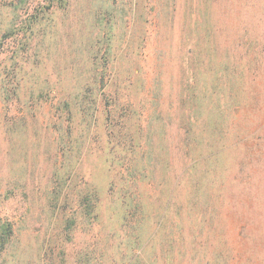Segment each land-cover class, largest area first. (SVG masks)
<instances>
[{"label": "rangeland", "instance_id": "obj_1", "mask_svg": "<svg viewBox=\"0 0 264 264\" xmlns=\"http://www.w3.org/2000/svg\"><path fill=\"white\" fill-rule=\"evenodd\" d=\"M172 2L0 0V264H46V259L49 264H63L61 248H56V244L66 245L69 253L78 248L89 253L90 225L87 207L81 205L80 196L91 192L92 183L100 192L111 196L106 208L107 240L117 249L123 247V234L118 230L120 216L115 211L117 201L109 175L113 167L117 170L127 165L130 157L119 152L127 147L140 152L134 158L138 169L132 172L143 179L140 183L143 188V183L152 180L154 168L155 174L166 177V182L169 178L170 183L178 181L187 168L202 165L197 173L204 176L212 167H223L208 177L223 178V183L215 181L214 186L223 187L221 200L225 195L237 198L239 205L221 207L220 224L224 233L219 237L234 263L244 264L249 240L246 234L252 233L261 221L253 193L258 192L259 186L250 191L249 169L229 167L235 164V159L246 162L264 159V0H211L216 3L209 12L214 40L218 43L211 64L219 73L208 82L202 76L201 83L195 81V85L191 79L195 67L204 68L210 63L209 54H204L203 48L201 63L197 65L188 54L189 39H194V33L182 38V28L174 23L175 34H172V24L169 26L168 21L172 17L184 21L202 13L206 5H199V0H179L176 14ZM159 3L163 6L161 10L157 7ZM195 6L200 10L193 9ZM158 15L167 21L163 30L156 26ZM35 19L32 24L27 22ZM20 20H25L21 26L17 25ZM108 36H112L110 42ZM222 61L226 68L221 70L218 68ZM114 64L121 71L117 74L107 71L106 78L117 82L119 89L140 95L142 88L137 89L140 83L136 84L137 77L148 80L147 87L161 78L163 91L159 94L176 110L172 112L170 104L165 103L159 116L151 118L150 90L142 97L115 100L131 107L130 120L127 110H112V101L107 99L109 90L101 86L93 89V83L94 72ZM203 70L206 77L215 74L213 70ZM225 79L226 85L219 86L220 97L231 105V127L251 132L253 136L244 144L233 145L222 156L183 159V151H188L184 145L186 127L182 121L187 119L183 97L191 93L202 95L200 91L204 88ZM101 92L106 94L99 97L103 101H100L98 123L90 125L93 129L89 134L88 118L75 108L80 104L87 107L93 96ZM245 97L250 98L247 107L239 102L245 101ZM151 125L155 129L147 138ZM138 127L144 129L141 136L135 131ZM126 129L134 131L133 141L124 136ZM210 129L213 133L216 128ZM197 137L204 140L203 144L207 142L204 134ZM149 142L154 143L153 150L142 152ZM170 161L173 166H169ZM123 171L127 173L126 168ZM126 173L121 171L119 176L126 179ZM194 176V171L184 174L181 186L190 184ZM235 176L243 177L246 182L233 180ZM162 187L166 190L168 184ZM149 201L152 208L160 207L161 201L154 205L152 195ZM79 211L82 218L78 217ZM247 213L253 218L250 223ZM172 231L176 240L165 244L164 253L155 250L159 264H171V257L174 264H183L179 259L181 252H177L179 247L182 249L181 228L176 225ZM120 256L109 250L106 264H121Z\"/></svg>", "mask_w": 264, "mask_h": 264}, {"label": "trees", "instance_id": "obj_2", "mask_svg": "<svg viewBox=\"0 0 264 264\" xmlns=\"http://www.w3.org/2000/svg\"><path fill=\"white\" fill-rule=\"evenodd\" d=\"M208 1L210 3H207ZM208 1L199 0V5H206L203 8L202 13L194 14L197 12L196 10L193 12L194 15H191L192 17L184 19V21H179L178 19L176 21L173 17L170 21H168L169 26L172 24V28L170 30L172 34L177 24H179L182 28V38H188L191 33H194V35H192L194 36V39L191 38V41L189 39L188 44L191 45V51H189L188 54L190 59L193 57V60L196 61L197 65L201 63L203 48L204 54H209L208 60L210 63L205 65L204 68H200L199 65L195 67L196 72L191 76L194 85L195 81H198V84L201 83L199 78L202 76H205V79L208 82L211 78L215 80L219 73L217 69H214L217 67L211 64V61L215 59L214 55L218 43L214 40V32H212L214 27L212 26L210 20L209 8L210 6L212 8V5L216 3H211V0ZM177 2H179V0H173L172 2L176 14L180 8ZM161 4L164 5V2L162 1ZM161 4L159 3L157 6L160 10L163 8ZM197 8H199V6L193 7V9ZM198 10H200V8ZM35 21H37V19L27 22L33 23ZM165 21L166 20L159 16L157 18L156 26L161 27L162 29L165 25ZM24 23L25 20H20L17 22V25L21 26V24ZM174 23H176L175 26ZM14 27L15 26L12 28ZM158 33L161 32L158 31ZM111 37L112 36L107 37L109 42L111 41ZM190 59L189 62L192 61ZM220 64H222V66L218 69L222 70L226 68L224 61ZM201 69L213 70L215 71V74L213 76L206 77V71H201ZM107 71L117 74L121 71V69L115 65L102 67L100 72H94L96 75V82L93 83V89L96 86H101L100 88H104L105 90L108 89L110 98L107 99L112 101V110H127L128 112L126 111V115L129 120L132 117L131 114L133 113V110L130 109L131 107H125L123 106L124 104L115 100H130L132 97H140L145 94L146 91L149 92V90L150 93L153 94V96H151V99L153 98V106L150 107L153 108L151 118L159 116L157 114L159 113V110L162 109V105L165 103L170 104L172 112L176 110L173 109L174 105L164 99L165 96H163L162 93H160L161 95L159 94V91H163V87H161V78H158L151 87H147L146 82L148 83V80H142L137 77L136 84L140 81L137 89L141 86L142 91H139L140 95H135V93L133 95V93H128V90L119 89L117 82L114 80L107 79ZM135 74L142 77V75L138 74L136 70ZM118 77L119 75L117 78ZM157 81H159V83ZM156 82L157 84H155ZM212 84V86L204 88L203 92L200 91L202 95L198 93H191L190 95L184 96L182 99V102H184L185 105L183 112L185 118L187 119L186 121H182L186 127L183 132L185 136L184 145L188 149L186 152L183 151V159H205L208 157L212 159L218 155L222 156L223 152L230 149L233 145H239L241 143L244 144L249 137L253 136L251 132H240L231 127L233 121L230 113L231 105L227 101H223L220 97L222 95V87L219 86L226 85V79L220 81L219 83L213 82ZM131 87L132 82L129 84V88ZM246 92L247 91L245 90L243 93L245 94ZM105 94L106 93L101 92L99 95H94L93 99L89 101V105L87 107L80 104L77 108H75L77 113L82 110L88 118L87 124L89 127L87 128V131L89 134L90 130L93 129L90 125L96 126L98 123L97 115L100 110V101H103V98L99 97L103 95L105 96ZM249 100L250 98L245 97V101L239 102H243L247 107L250 104ZM110 125L111 124L108 125V128ZM201 127H203V129H200ZM210 128H216L214 130L215 132L212 133ZM154 129V125L148 126L147 138L152 136ZM103 131L107 137L108 133H106L104 128ZM113 131L114 130L112 129V132ZM135 131L141 136L144 129L138 127ZM198 134H204L205 138H208L207 142L203 144L204 140L198 138ZM124 136L128 137L130 141H133L134 131L132 132L130 129H126L124 131ZM118 137L120 138L119 134ZM108 143H111L110 138ZM139 146H141V144ZM154 146V143L151 144L149 142L147 147H145L142 152L146 149L149 150L150 148H152V151ZM250 148L252 151L251 154H254L252 147ZM119 152H121L122 155H128L130 159L127 165L117 170L114 167L112 168L109 175V183L115 194V201H117V210L115 211L116 214L120 216V225L118 230L123 234L124 245L120 249H117L115 248L116 246L114 243H110L107 240L108 215L106 208L108 207V200L111 196L106 192H100L96 185L92 183L93 189L91 188V192L88 194L83 193L80 196L81 205L84 204V206L87 207V216L90 225L89 233L92 241L89 245V253L79 248L76 249L75 252L69 253L66 245L56 244V248H61L60 252L63 255L61 262L63 264H106V257L109 250H113L118 256L121 254V264H159L155 252L159 250L161 253H164L165 244L168 242L172 243L176 240L175 237H172L174 233L172 231V227L176 225L180 226V233L183 236L182 249L179 247L177 250V252H181V257H179V259L183 260V264H235L233 258L230 256L228 247L224 245L223 239H221L219 235H221V232L224 233L223 227L220 224V220L223 218V209L221 207H230L234 205L238 206L239 199H231L230 197L227 198L225 195L221 200V196L224 194V191L222 190L223 187L220 186V184L224 181L223 178H214L211 180V178L208 177L213 171L216 169L220 170L223 167L220 166L216 169L212 167L210 171L208 170L209 174L204 176H199L198 174V170L202 167V165L193 169L187 168L181 173L178 181H171L170 183L169 178L166 182V177L161 178L159 175L155 174L154 168L152 171V180L148 183H143V185H145L143 188L140 185L141 181L144 182L143 179L138 177L139 174H134V172H132V170L138 169L136 167L138 163L136 164L134 158L137 155L139 157L140 152L136 151V149H132V147H127L126 150H120ZM178 153H180V151H178ZM235 160V164H232L229 169H233L234 166L240 167L241 170H245L246 168L249 169L250 174L248 173V175H250V178L248 182L250 191L252 188L256 189L255 187L259 186L258 192L254 190L253 193L256 205L260 210V212L258 211L257 213L259 220L261 221L260 223L258 222L257 228H255L252 233L249 232V234H246V237H249V240L247 245L248 247L246 249L247 256L244 264H264V203L262 202L264 200V159H248L247 162L245 159ZM173 164V161H170L169 166H173ZM123 168L127 169V173L123 171ZM121 171L124 174L126 173V179L119 176ZM189 171H194L196 176L193 177L190 184L185 183L181 186L183 182L182 177ZM232 179L237 182H246L243 180V177L239 178L235 176ZM215 181L220 183V187L217 186V189L214 188L216 185ZM166 184H168V187L165 190L162 186H165ZM187 185L189 187L186 189ZM158 186H160V189H158ZM133 187H135V189ZM178 187L179 191H176ZM150 195L153 196V200L155 201L153 203L154 205L157 203V200L158 202L161 201L159 208L154 209L151 207L152 202L150 203L149 201ZM235 206L230 208H236ZM252 213L253 212H251V214ZM78 214H80L78 217L82 218V212L79 211ZM247 214V220L250 223L253 218L251 217V214ZM114 232H117V230ZM57 234L60 236V233ZM104 241L106 245L103 247ZM120 246L121 245L119 244V247ZM175 255L174 258L178 257L177 253H175ZM171 259V264H174V259L172 257ZM48 260H52V258ZM46 262V264H49L47 259Z\"/></svg>", "mask_w": 264, "mask_h": 264}]
</instances>
